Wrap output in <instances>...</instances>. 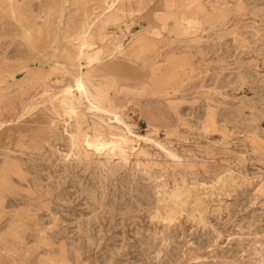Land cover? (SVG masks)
<instances>
[{"label":"rangeland","instance_id":"rangeland-1","mask_svg":"<svg viewBox=\"0 0 264 264\" xmlns=\"http://www.w3.org/2000/svg\"><path fill=\"white\" fill-rule=\"evenodd\" d=\"M0 264H264V0H0Z\"/></svg>","mask_w":264,"mask_h":264},{"label":"bare ground","instance_id":"bare-ground-1","mask_svg":"<svg viewBox=\"0 0 264 264\" xmlns=\"http://www.w3.org/2000/svg\"><path fill=\"white\" fill-rule=\"evenodd\" d=\"M190 25L193 26V22H191L187 18L181 16L179 19H176V20H173V21L171 20L170 28L169 27L168 28L170 29V31L174 32L175 34H178L179 33V31H178L179 29L189 28ZM73 87H75L76 89L81 91L80 94H82L83 100H84V98L86 99L87 95H88L87 94V90H86L85 85H84V81H83L82 76L76 77L75 80H74V84L72 86H67L66 87V92L69 95V100H67V102H66V107H67L68 110H70L73 107L74 103H75V95L72 92ZM138 91L139 90H137L136 92H138ZM78 104H79V101H78ZM126 127H127V129L129 131H131V128H130L129 125H126ZM118 141H119V138H113L112 143H113V147L114 148L116 147Z\"/></svg>","mask_w":264,"mask_h":264}]
</instances>
